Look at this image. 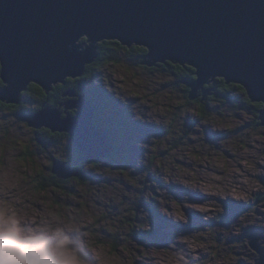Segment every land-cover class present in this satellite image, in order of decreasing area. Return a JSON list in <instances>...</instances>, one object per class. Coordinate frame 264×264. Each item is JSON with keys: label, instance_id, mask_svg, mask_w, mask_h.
Masks as SVG:
<instances>
[{"label": "rangeland", "instance_id": "1", "mask_svg": "<svg viewBox=\"0 0 264 264\" xmlns=\"http://www.w3.org/2000/svg\"><path fill=\"white\" fill-rule=\"evenodd\" d=\"M114 58L87 88L114 159L85 164V181H48L53 158L69 164L77 154L64 139L37 152L32 131L0 111V204L23 209L28 224L47 217L75 228L94 264H256L251 242L264 256L258 116L230 102L210 104L201 119L175 79ZM196 183L205 197L193 194Z\"/></svg>", "mask_w": 264, "mask_h": 264}, {"label": "water", "instance_id": "2", "mask_svg": "<svg viewBox=\"0 0 264 264\" xmlns=\"http://www.w3.org/2000/svg\"><path fill=\"white\" fill-rule=\"evenodd\" d=\"M104 41L145 48L141 65L148 68H193L194 79L182 82L190 102L205 101L216 79L239 85L262 105L256 127H264V0H0V101L18 105L30 84L49 94L82 77ZM66 109L76 114L62 118L44 103L21 120L33 130L71 135L82 162L111 158L115 149L93 124L90 104L78 99ZM52 173L80 174L60 162ZM250 247L260 256L256 264H264L259 246Z\"/></svg>", "mask_w": 264, "mask_h": 264}, {"label": "trees", "instance_id": "3", "mask_svg": "<svg viewBox=\"0 0 264 264\" xmlns=\"http://www.w3.org/2000/svg\"><path fill=\"white\" fill-rule=\"evenodd\" d=\"M97 46H98V50H97L98 57L91 65L86 66L84 74L82 77H80L78 79H67L65 81V83L54 86L53 90L49 94H46L37 85L30 84L27 88L28 92L25 94V96L27 94H29V95L35 96L36 99L40 102L46 101L47 106H50L53 109H58L60 112H63L64 106H65V104L62 102L67 100V98H68V97L66 99L61 98V94L64 93L65 91H67L68 89L73 90V93L75 95V97H73V98H75L76 100H78V99L81 100V98H82L83 100H88L91 103L89 98H87V96H88L87 95L88 94L87 88L89 87V85L91 83H93L95 81V79H97L96 76L98 74H100V70L103 69L104 66L109 65V64H113L116 62V59L114 58L115 55L123 54L124 57L126 59H128V61H131L135 67H138L140 69L143 68V69L148 70L150 72H158L160 74L170 76L171 78L175 79L176 82H178L181 85V88L185 92V94H186L185 96L188 99L189 90L185 85H183L182 82L194 79L195 71L190 66H188V65L182 66V65L171 63V62H165L163 64H158L157 67L148 68V67L141 65L142 60L144 59V57L148 53V51L143 47L133 46L131 48H126V47L120 45L116 41H104V42L99 43ZM210 88L213 89V93L210 96H208L205 101L201 102L200 98H199L193 102L197 105L198 111L200 112V118L201 119L206 117V114H207L206 109L210 104L218 105V104L223 103L224 105L229 107V106H231L230 102H232V103H234V105L236 107L242 106L245 109H249V110L254 111V113L257 116L259 115V111L261 109H263L262 105L260 103H252L249 100L245 89H243L239 85H235V84L227 85L223 79H216L215 82L210 85ZM239 96H240V98L238 99L237 97H239ZM49 98H51L50 101H48ZM24 104L25 103H23V107H21L20 110H16L15 112L13 109H11V110L14 112V114L16 113V115H17V113H19L21 115L25 114V112L28 113L30 111V108L27 107L28 106L27 104H25V105ZM19 105H21V104H19ZM11 106L13 107L16 105L5 104V103L0 102V110H3L2 112H4V111L5 112H7V111L11 112V110H10ZM93 108L95 111L94 114L96 116L97 112H98L97 111L98 107H93ZM37 109H38V107H37ZM34 111H33V113H35ZM70 113H73V112H70ZM256 125L258 126V123H256ZM66 136H67V140L70 141L71 137L69 135H66ZM76 153H77V151H76ZM114 155H117L116 150L114 152ZM114 155L111 157V159H114V157H115ZM57 160H59V159H57ZM49 167L51 169L53 168V164L51 162H50ZM74 168H78L79 173L82 172L83 175L79 174L78 177H71L72 180L73 181H85V180H83V176H85L84 175L85 171H84L83 166L77 165L76 167L74 166ZM49 172H50V170H49ZM41 179L43 180V178H41ZM66 180L69 181L70 178L65 179L63 181H66Z\"/></svg>", "mask_w": 264, "mask_h": 264}, {"label": "clouds", "instance_id": "4", "mask_svg": "<svg viewBox=\"0 0 264 264\" xmlns=\"http://www.w3.org/2000/svg\"><path fill=\"white\" fill-rule=\"evenodd\" d=\"M22 215L0 204V264H94L75 228L47 217L32 225Z\"/></svg>", "mask_w": 264, "mask_h": 264}, {"label": "flooded vegetation", "instance_id": "5", "mask_svg": "<svg viewBox=\"0 0 264 264\" xmlns=\"http://www.w3.org/2000/svg\"><path fill=\"white\" fill-rule=\"evenodd\" d=\"M2 87H3V83L0 80V88H2ZM27 92H28V89H26V91L21 95V100H20V103H19L21 105L18 104V105L13 106V107L11 106L12 108L10 107V110L13 109L14 112H15L16 110H20L21 107H23V103H25L27 105H31V103H29V102H32L33 103L32 109H30V111L28 113L25 112V114H32L34 110L37 111L39 109V107H41L44 103H46V101L45 102L38 101L35 96L29 95V94H27L25 96V94ZM69 92H73V90L72 89L71 90L68 89L67 91H65L64 93L61 94V98H63V99H66L68 97L67 100L62 102V103L65 104L64 110H63V112H61V117L62 118L65 117V115L74 116L75 113H76V111L74 109H68V110L66 109V104L67 103L74 102L76 100L73 97L67 96V93H69ZM73 96L75 97L74 93H73ZM50 100H51V98L48 99V101H50ZM81 100L89 102L88 100H83L82 98H81ZM1 103H3V102H1ZM37 107H38V109H37ZM0 111H3V110H0ZM14 112L11 110V112L7 111L6 113L10 117H13V116L16 117L17 116L18 120L20 121L18 123H21L20 125H22V126L26 127L27 129L32 131V139L34 140V142L36 144L35 148L37 149V152L44 153L46 155V152H49L51 150V148H53V147H57L58 144H59L58 142H60V141H62L64 139V140L67 141L65 143L67 145V148L70 151H72V153H74V154L76 153L77 150L72 146V137H71V135H69L67 133H51L48 129H45V128H42L40 130L30 129L27 126V124L21 120L25 114L21 115V114L17 113V115H16V113L14 114ZM70 112H73V113H70ZM14 121H16V120H14ZM93 124L95 125V127L99 128L98 127L99 125L96 122L95 116L93 117ZM99 129H101V128H99ZM66 135H69L71 137L70 141L67 140V136ZM23 153L25 154L26 157L30 158V161L32 160L31 157H33L34 155H37L35 152H32L29 147L24 148ZM76 154H77L76 158L74 160H72L71 163H69V164L64 162V161L57 160L56 158H53L51 160V163L54 164L55 162H58V163L60 162L66 168L70 169V171L78 169V168H74V166L76 167L77 165H81L84 168L86 165H89V164H98V163H100V162H97V163H90V162L85 163V162H82L81 161V153H79V151H77ZM49 166H50V164H49ZM49 166L46 168L48 171L50 170V175H49L48 181H63V180H65V179H61V178L57 177L55 174H53L52 173V169ZM80 174L83 175L82 172H80ZM42 178H43V180L45 179L44 176ZM67 179H69V178H67ZM69 181H73L71 177H70Z\"/></svg>", "mask_w": 264, "mask_h": 264}, {"label": "bare ground", "instance_id": "6", "mask_svg": "<svg viewBox=\"0 0 264 264\" xmlns=\"http://www.w3.org/2000/svg\"><path fill=\"white\" fill-rule=\"evenodd\" d=\"M262 110V109H261ZM261 165V164H260ZM201 182V181H200ZM203 183V182H202ZM183 184V183H182ZM190 188V187H189ZM193 189H195V190H192L193 191V194L194 195H196L195 197H197V196H199V197H201V198H203V197H205V196H203V191H201L200 189L201 188H203L201 185H200V183H196V185H194L193 187H192ZM205 188V187H204ZM230 197V198H229ZM234 197H236V198H238L237 196H235L234 194L232 195V192L231 193H229L228 191H227V196H226V198L227 199H229V201H231V200H234L233 198ZM232 198V199H231ZM190 211V212H189ZM187 213H188V215H190V216H192L191 218H198L197 216H199V215H201V213H199V212H195V211H192V210H189ZM160 216H162L163 217V214L161 215L160 214ZM168 218V217H167ZM176 220H180V219H176ZM176 220H168V221H170V222H175ZM178 222H180V221H178ZM188 245H186V247H187ZM185 250L187 251L188 250V248H185ZM157 261V260H156Z\"/></svg>", "mask_w": 264, "mask_h": 264}]
</instances>
